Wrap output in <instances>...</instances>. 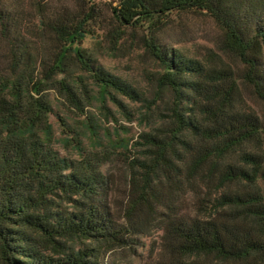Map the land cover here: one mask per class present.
<instances>
[{
  "label": "trees",
  "instance_id": "1",
  "mask_svg": "<svg viewBox=\"0 0 264 264\" xmlns=\"http://www.w3.org/2000/svg\"><path fill=\"white\" fill-rule=\"evenodd\" d=\"M185 12H203L216 22L226 50L245 66L241 78L264 102V0H120L116 20L147 25L145 48L163 67L154 81L173 95L162 124L150 125L135 142L142 155L130 162L132 193L121 222L103 172L111 152H84L81 134L70 130L66 141H76L80 157L62 156L45 86L57 85L84 108L72 82L57 79L74 55L103 101L124 108L119 93L142 103L145 122L163 98L149 100L94 65L80 47L94 16L81 9L57 12L38 28L27 24L29 32L49 31L60 44L38 78L22 22H14L0 0L8 60L0 70V264H106L108 252L130 247L156 222L163 246L152 264H264V123L237 106L232 70L161 44V29ZM189 190L200 197L199 207L183 215L176 197Z\"/></svg>",
  "mask_w": 264,
  "mask_h": 264
},
{
  "label": "rangeland",
  "instance_id": "2",
  "mask_svg": "<svg viewBox=\"0 0 264 264\" xmlns=\"http://www.w3.org/2000/svg\"><path fill=\"white\" fill-rule=\"evenodd\" d=\"M2 9L12 15L14 22H22L21 35L27 43L29 52L37 62L38 78L43 76L44 66L54 58L59 50L57 39L49 33H37L27 29V24L38 26L41 20L53 17L55 13L84 10L93 13L94 19L87 26V33L80 44L82 50L98 68L122 79L143 94L149 100L156 95L163 101L155 108L147 122L142 115V103L116 93L124 108H120L110 98L105 101L98 93V87L90 72L86 71L74 55L66 60L65 72L57 76L72 82L84 108L78 110L68 96L57 85L47 83L44 94L52 103L50 122L55 135V148L62 156L78 159L76 141L67 131L81 134L84 152L94 149L98 152H111L110 160L103 166V172L111 183L110 202L118 216L122 217L132 193V167L130 162L142 155L135 147L139 135L149 130V126L162 124L167 107L173 95L168 89L160 92L155 77L163 72V67L146 50L144 41L151 36L146 24L122 26L116 20L113 8L120 0H1ZM224 32L216 22L203 12H185L175 14L167 26L159 32V40L169 49L177 50L190 58L209 61L212 66L232 70L238 79L235 96L236 104L242 110L255 112L264 123V102L256 95L254 89L241 78L244 64L233 53L226 50ZM7 41L0 34V70L7 67ZM45 64V65H44ZM159 91V92H157ZM155 110V109H154ZM66 124L64 126L63 124ZM76 138V136H74ZM196 184L200 185L199 180ZM264 188V185H263ZM264 191V189H263ZM199 196L193 190L177 194L180 213L189 215L197 213ZM156 222L151 231L134 238L130 247H123L108 252L106 264H152L158 259L163 246L164 231ZM77 247L82 242L76 243Z\"/></svg>",
  "mask_w": 264,
  "mask_h": 264
}]
</instances>
